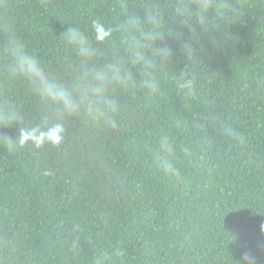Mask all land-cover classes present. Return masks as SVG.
<instances>
[{"label": "trees", "instance_id": "obj_1", "mask_svg": "<svg viewBox=\"0 0 264 264\" xmlns=\"http://www.w3.org/2000/svg\"><path fill=\"white\" fill-rule=\"evenodd\" d=\"M178 0H0V42L10 26L45 69L70 80L69 26H115L159 9L160 92L120 96L115 131L80 120L58 147L20 146V129L50 123V108L11 79L0 55V264H264V0H220L209 33L194 34L190 61L175 30ZM123 34L114 47L121 58ZM110 51V50H109ZM191 71V95L180 88ZM15 111L7 126L4 109ZM173 144L178 176L157 162ZM45 171L53 174L45 176Z\"/></svg>", "mask_w": 264, "mask_h": 264}, {"label": "clouds", "instance_id": "obj_2", "mask_svg": "<svg viewBox=\"0 0 264 264\" xmlns=\"http://www.w3.org/2000/svg\"><path fill=\"white\" fill-rule=\"evenodd\" d=\"M218 10H223L221 14L224 16L236 11L220 0H178L173 6L171 14L175 30L167 33L178 40L183 34L177 31L178 28L190 33L188 40L181 45V52L189 61L194 51L193 35L212 31ZM162 16L163 13L157 9L146 12L142 20L138 16H130L115 26L97 20L88 30L78 26L67 27L63 32L64 44L75 56L73 75L67 81L48 72L40 59L7 26L0 42L3 70L11 79L24 81L31 94L52 112L50 123H37L20 129L14 140L8 138L10 142L20 146L31 144L35 148L46 145L58 147L65 140L68 125L80 120L115 131L121 95L133 94L140 89L148 95L160 92L157 62L170 64L174 56L172 48L157 46L156 43L165 34ZM117 33L123 34L121 43L126 53L123 58L114 47ZM195 87V73H184L179 88L191 95ZM2 118L7 126L20 119L15 111L7 108L3 110ZM159 151L161 156L157 166L169 176H178L175 161L171 158L175 150L167 136L160 137ZM52 174L51 171L44 172L45 176ZM261 231L264 232V224ZM240 264H254L253 257L245 253Z\"/></svg>", "mask_w": 264, "mask_h": 264}]
</instances>
